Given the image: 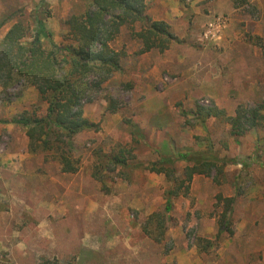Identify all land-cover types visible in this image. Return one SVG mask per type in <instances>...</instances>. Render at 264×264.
<instances>
[{
    "label": "rangeland",
    "instance_id": "obj_1",
    "mask_svg": "<svg viewBox=\"0 0 264 264\" xmlns=\"http://www.w3.org/2000/svg\"><path fill=\"white\" fill-rule=\"evenodd\" d=\"M178 1L184 35L171 30L182 41L171 47L184 55V91L180 73L154 70V54L138 55L141 41L123 27L113 46L127 53L124 73L114 74L85 107L100 131L75 138L76 174L63 173L52 152H30L26 130L16 124L25 113L44 116L38 92L0 87V264H264V127L236 138L220 120L202 125L194 118L198 107L234 117L239 106L264 103V0L167 2ZM41 2L0 0V22L13 14L27 20ZM43 2L53 45L62 46L70 38L65 22L86 4ZM13 23L0 28V43ZM43 45L53 50L49 41ZM121 149L132 155L130 168L106 171V191L93 175ZM211 152L240 162L212 177L195 175L165 214L166 192L178 185L172 179H186L180 156ZM164 159L174 162L175 176L146 170ZM218 195L236 197L234 235L220 239ZM157 215L166 217L163 236L157 218L150 220Z\"/></svg>",
    "mask_w": 264,
    "mask_h": 264
},
{
    "label": "trees",
    "instance_id": "obj_2",
    "mask_svg": "<svg viewBox=\"0 0 264 264\" xmlns=\"http://www.w3.org/2000/svg\"><path fill=\"white\" fill-rule=\"evenodd\" d=\"M82 1L86 4L84 12L72 15L65 22L70 38L59 47L53 45L52 34L46 28L45 19L51 13L46 10V17L43 16V0L27 20L22 15L18 18L13 14L8 17L4 15L0 22L2 28L14 21L0 43V87L4 91L17 86L34 88L40 102L47 105L43 117L25 113L16 124L26 130L30 152H52L54 160L59 162L62 172L66 174L79 171V161L72 157L75 138L87 131H100V124L91 122L85 116V107L93 102V96L101 92L103 85L114 74L124 73L122 62L127 53L113 46L122 28H129L132 39L142 42L138 55L154 50L163 54L172 44L182 42L171 32L167 23L154 21L148 16L147 0ZM231 1L235 5L246 3V0ZM138 24L141 25L139 31L136 30ZM44 41H49L53 50L47 51ZM115 110V107L110 109L113 112ZM263 112L264 103L255 107L239 106L234 117H229L224 110L215 106L198 107L194 118L202 125L211 118L220 120L230 126L233 137L240 138L253 129L264 127ZM128 154V150L121 149L108 161L103 169L105 171L101 170L102 164L96 167L93 177L102 184L104 190L109 191L105 183L106 171L113 173L118 168H130L128 162L132 155L127 158ZM180 160L188 164L185 168L186 179L180 182L177 178L172 179L178 185L166 192L165 214L173 211V200L181 195L183 186L187 181L191 182L195 175L212 177L215 172L222 173L226 166L240 162L237 159H220L212 152L207 155H181ZM174 167L171 159H164L158 164L147 165L146 170L171 177L175 176ZM215 182L219 184L217 180ZM235 203L236 197H216V208L221 207L223 211L217 223L218 239L224 235H234ZM154 218L158 220L159 236H163L166 217L157 215L150 220Z\"/></svg>",
    "mask_w": 264,
    "mask_h": 264
},
{
    "label": "crops",
    "instance_id": "obj_3",
    "mask_svg": "<svg viewBox=\"0 0 264 264\" xmlns=\"http://www.w3.org/2000/svg\"><path fill=\"white\" fill-rule=\"evenodd\" d=\"M168 0H161L160 2H152L149 0L148 5V16L154 21H163L170 25L172 32L179 37L184 35V8L178 1L176 5H169ZM182 34H181V32ZM137 48H142V43L137 41ZM130 55L133 53H129ZM154 54L152 58V65L154 70H166L173 71L174 73L179 72L181 77L180 85H183L184 91V55L178 52L177 47L172 46L171 49L165 54L155 53L154 51L145 54L144 56ZM158 62V63H157ZM124 66V64H123ZM152 76H155L153 73ZM156 77V76H155ZM178 87V86H177ZM174 87V88H177ZM213 92V91H212ZM213 98H217V94H212Z\"/></svg>",
    "mask_w": 264,
    "mask_h": 264
},
{
    "label": "built area",
    "instance_id": "obj_4",
    "mask_svg": "<svg viewBox=\"0 0 264 264\" xmlns=\"http://www.w3.org/2000/svg\"><path fill=\"white\" fill-rule=\"evenodd\" d=\"M164 82H169V79L168 78H165Z\"/></svg>",
    "mask_w": 264,
    "mask_h": 264
}]
</instances>
